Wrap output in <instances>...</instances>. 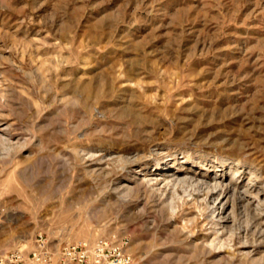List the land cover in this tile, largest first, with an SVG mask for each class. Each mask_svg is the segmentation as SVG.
Listing matches in <instances>:
<instances>
[{"label": "rangeland", "instance_id": "374dc122", "mask_svg": "<svg viewBox=\"0 0 264 264\" xmlns=\"http://www.w3.org/2000/svg\"><path fill=\"white\" fill-rule=\"evenodd\" d=\"M39 233L264 264V0H0V253Z\"/></svg>", "mask_w": 264, "mask_h": 264}, {"label": "built area", "instance_id": "2783aa9c", "mask_svg": "<svg viewBox=\"0 0 264 264\" xmlns=\"http://www.w3.org/2000/svg\"><path fill=\"white\" fill-rule=\"evenodd\" d=\"M119 244L105 238L54 246L41 234L35 235L29 252L20 249L0 253V264H129Z\"/></svg>", "mask_w": 264, "mask_h": 264}, {"label": "bare ground", "instance_id": "6f19581e", "mask_svg": "<svg viewBox=\"0 0 264 264\" xmlns=\"http://www.w3.org/2000/svg\"><path fill=\"white\" fill-rule=\"evenodd\" d=\"M139 114H137V115H135V114H132V120L133 121H131V123H134V122H136L138 119L137 118H139V116H138ZM201 178V177H200ZM199 179V178H198ZM206 180H204V179H201V180H197L196 179V190H197V193H201L200 191H202V189H201V187L206 183L205 182ZM194 184V183H193ZM209 185V184H208ZM216 185V184H215ZM217 185H219V184H217ZM217 187V186H216ZM215 186L213 187V188H211V189H209V190H207V191H205L204 193H205V199H208V198H210V197H212L213 195H214V193H215V188H216Z\"/></svg>", "mask_w": 264, "mask_h": 264}]
</instances>
